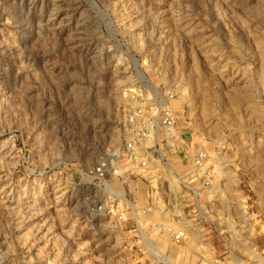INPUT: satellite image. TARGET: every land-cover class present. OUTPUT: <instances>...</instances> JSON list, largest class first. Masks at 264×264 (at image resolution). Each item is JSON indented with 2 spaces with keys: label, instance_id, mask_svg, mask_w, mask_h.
<instances>
[{
  "label": "rangeland",
  "instance_id": "rangeland-1",
  "mask_svg": "<svg viewBox=\"0 0 264 264\" xmlns=\"http://www.w3.org/2000/svg\"><path fill=\"white\" fill-rule=\"evenodd\" d=\"M139 87L174 95L170 163L217 153L219 211L264 217V0H0V264H130L78 170Z\"/></svg>",
  "mask_w": 264,
  "mask_h": 264
},
{
  "label": "built area",
  "instance_id": "built-area-1",
  "mask_svg": "<svg viewBox=\"0 0 264 264\" xmlns=\"http://www.w3.org/2000/svg\"><path fill=\"white\" fill-rule=\"evenodd\" d=\"M150 93L128 90L120 146L77 169L88 216L109 222L130 264H264V217L251 210L247 197L238 216L219 211L217 153L184 147L185 158L170 163L182 144L170 109L174 95ZM251 239L258 240L253 248Z\"/></svg>",
  "mask_w": 264,
  "mask_h": 264
},
{
  "label": "bare ground",
  "instance_id": "bare-ground-1",
  "mask_svg": "<svg viewBox=\"0 0 264 264\" xmlns=\"http://www.w3.org/2000/svg\"><path fill=\"white\" fill-rule=\"evenodd\" d=\"M227 174H228V173H227ZM225 175H226V174H225ZM231 175H232V174H231ZM231 175H230V176H231ZM218 176L221 177V175H218ZM226 177L230 178V180H231V177H229V176H226ZM232 177H233V176H232ZM228 178H227V179H228ZM224 179H226V178H224ZM222 180H223V179H222ZM225 194H226V193H225ZM189 246H192V245H191V244H188L187 247H189Z\"/></svg>",
  "mask_w": 264,
  "mask_h": 264
}]
</instances>
